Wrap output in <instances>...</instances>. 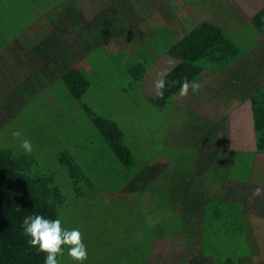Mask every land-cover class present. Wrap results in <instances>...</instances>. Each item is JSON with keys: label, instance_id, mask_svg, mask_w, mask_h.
Instances as JSON below:
<instances>
[{"label": "crops", "instance_id": "0c3cea01", "mask_svg": "<svg viewBox=\"0 0 264 264\" xmlns=\"http://www.w3.org/2000/svg\"><path fill=\"white\" fill-rule=\"evenodd\" d=\"M178 1L0 0V135H5L14 119L22 117L23 111L28 112L33 119L43 117L45 123L49 118L53 123L55 121V125H59L57 129H65L60 126L76 114L72 108L79 106L80 101L72 94L65 80L71 71H79L86 76L91 84L90 88L93 86L91 82L93 75L102 76L111 68L107 62H119L118 75L123 77H133L142 68L149 70L151 66L159 65L161 62L169 68L166 72L168 74L177 62L167 54L166 44L171 46L173 42L181 40L204 22L216 27L213 36L216 32L219 34L224 30V34L228 33L234 40L231 45L245 43L246 22L237 16L238 8L235 9L232 4L237 3V7L242 10L241 0H186L189 8L183 10ZM263 8L264 6L254 8L247 22ZM105 9L110 10L107 13L113 12L114 16L108 18V15L103 14ZM184 11L187 12L185 18ZM157 12L163 13V19L160 18L163 23H167V27L165 32L146 40L142 32L145 31L144 27L149 26L147 20L155 17ZM190 13L193 14L191 20ZM201 15H209L211 18L201 20ZM222 16L229 18L226 26L222 23ZM212 18H215L216 22ZM195 22L197 24L191 29L184 30L186 25H193ZM156 25L157 23L152 26ZM235 28L236 32L231 31ZM238 33L241 42H238L235 35ZM262 36L264 33L256 37L257 41H260ZM143 44L154 47L147 52L149 53L147 57L142 54ZM161 44H165L163 49L160 47ZM253 50V47L242 46L240 49V53L243 54L242 60H249L247 55ZM218 54L212 52L211 60L206 66H198L211 67ZM235 67L223 76L216 72L204 71L200 77L201 81L197 83L201 85L203 76L211 74L216 80L207 87L214 84L217 87L216 91L214 87L212 89L206 87L208 93L199 90L195 96H191L192 102H199L196 107L202 109V112L208 111L209 114V111H213L212 115H203L199 120L201 125L198 126L196 138L198 148L193 155L196 158L195 164L190 165L188 153L178 156L171 150L155 148L150 151L149 169L146 171L147 175H144L145 167L137 169L133 153L126 154V157L118 155L127 173L139 170L132 178V182L137 184V190L129 192L128 185L120 193L103 192L102 195L112 196L108 203H111V200L123 201L129 208L127 219L132 220L133 225L132 227L125 225L122 229L128 233L132 231V239L124 248L133 249L135 252L142 250L145 264H151L150 257L155 255L156 243L172 238L180 239L183 248L189 254L185 259L163 264H194L200 260L203 244L198 239L203 230L200 221H204L206 216L208 220L209 215L213 213L217 218L232 213L241 214L243 219L245 218L247 237L244 249L247 250V255L243 256L240 264H252L250 262L261 250L262 245L258 237L263 231L250 218L256 216L264 221V196L255 206L253 199H249L252 193L250 187L244 189V186L240 185L235 169L236 158L240 155L253 158L255 164L251 172V181L256 173L257 159L264 155L257 154V141L255 151H234L231 148L228 131L230 119L227 115L231 102L227 100H232L233 105L239 103V107L242 105L248 107L250 104L252 111L248 92L241 91L245 93L242 96L238 95V91L231 94L229 93L231 90L225 86L226 81H230L228 80L230 73ZM227 76L228 79L225 80L224 77ZM218 78L223 82H219ZM96 87L103 88L102 85ZM148 93L149 97H156L155 91L151 94L148 90ZM189 93L193 92L190 90ZM86 95L87 93L84 100L88 102ZM172 100L174 104L180 106L186 103L185 98L180 95ZM26 112H23V115ZM209 118H214V122ZM174 119L163 115L153 117L152 141L155 144L173 148L187 143L184 133H172L171 125ZM181 119L190 124L189 117ZM241 121L242 119L236 121V126H241ZM248 122L256 137L254 115ZM209 124L214 126L213 129L209 128ZM75 129L73 130L76 131ZM211 136L214 141L211 140ZM98 195L100 193L96 195V199ZM117 195H131L133 202L130 204L125 199L113 198ZM142 217L150 222L143 233L139 227ZM214 231L219 236V231L217 229ZM258 243L261 246H258ZM198 252L200 254L195 257ZM91 254V258L85 260L86 263L105 264L103 259L95 258L93 252Z\"/></svg>", "mask_w": 264, "mask_h": 264}, {"label": "rangeland", "instance_id": "374dc122", "mask_svg": "<svg viewBox=\"0 0 264 264\" xmlns=\"http://www.w3.org/2000/svg\"><path fill=\"white\" fill-rule=\"evenodd\" d=\"M179 4L183 9L189 8L186 0H179ZM242 10L237 7V3H232L237 9V16H240L244 22L248 21V16L254 8H259L264 6V0H241ZM168 4V3H166ZM178 4V3H177ZM240 11V12H239ZM185 18L186 15V11ZM158 14L149 20H147V27H144L142 33L143 37L146 40L152 39L156 34H161L165 32L167 23H163L161 18L163 13L157 12ZM232 14V13H231ZM162 15V16H161ZM191 20L193 14L190 13ZM214 14H212L213 17ZM161 17V18H160ZM211 17L209 15H201V20H208ZM163 19V18H162ZM222 23L226 26L229 23L228 17H223ZM213 21L216 22L215 18ZM186 20H184V23ZM157 23L156 26H152ZM193 25H186L184 30L191 29L197 24V22L192 23ZM239 27V26H238ZM247 34L245 37V43L239 44L241 48L253 47L247 55V59L251 58L254 61H245L243 63L253 67H259V63H264V36L260 38V41L257 40V36L260 33H257L253 28L248 27L244 29ZM231 31L236 32V28ZM148 33V34H147ZM217 34V32H216ZM214 35L211 40H209L206 45H204L201 50L198 52L196 57L193 59V63L200 66H206L209 60H211L212 52L219 53L224 49V47L231 46V43L234 41L228 33L224 34V30L219 34ZM237 36L238 42H241L239 33L235 34ZM235 36V40H236ZM255 39V40H254ZM256 45V46H255ZM118 64L119 62H107V65L111 66L108 68V72L102 76L96 74L93 75L91 80L92 87L88 89L86 100L92 106V110L97 113L107 116L115 121H117L124 131L123 139L119 141V146L123 148L124 146L128 147V150L134 154V165H138L137 169H143L150 159V151L154 150H171L172 152L179 155H184L185 153L189 154L190 165L195 164L194 160L196 159L193 155L196 152L197 146V136H196V126L197 124L191 123V120L198 121L203 115H207L208 111H203L196 107L199 102H192V97L195 96V93H189L185 98L184 106L180 105H167L165 109H159L154 104L148 100L150 91L151 94L154 93V81L157 78L158 74H166L169 68L166 67L164 63H159V65L151 66L147 70L146 76H148L147 84L148 89L144 88L146 84L144 81L135 80L142 76L144 68L139 72H136L133 77H123L118 75ZM243 65H240V68H246ZM211 68V67H210ZM218 66L212 67V69H217ZM247 69V68H246ZM250 70L247 69V72ZM208 71H211L208 69ZM249 73H251L249 71ZM254 74L262 75L260 77H255L260 84L264 85V64L254 72ZM244 76V75H242ZM203 83L201 84L200 92H206V89H212L214 87L215 91L217 87L213 84L210 87H207L209 83H212L214 76L211 74H206L203 76ZM221 81H220V80ZM225 80L228 79L224 77ZM248 80V79H247ZM201 78L197 81L200 82ZM219 82H223L221 78H218ZM254 82V81H253ZM102 85V89H98L96 86ZM207 87V88H206ZM244 89H238V95L242 96L245 93H241ZM211 94V91L209 92ZM241 98V97H240ZM231 102L229 104V110L227 115L229 117L228 131L230 136L231 148L234 151H255L256 150V137L252 127L248 126V120L253 116L251 111L250 104L248 107L242 105L239 107V103H234L232 100H227ZM225 107V106H224ZM249 108V109H248ZM75 110L76 114L71 116V123H76V131L67 126L68 122L64 123L60 127L65 129H60L57 131L59 125L54 123L47 118V122H43V117L38 116L36 119H33L29 116L28 112L22 117L14 119L13 123L7 128V132L0 135V151L9 149L13 151V154L16 156L20 155H30L36 158V161L40 163V166L44 168L46 173H59L61 177L60 186L64 190L65 194H68V186L70 184V179L64 169L61 168L59 164L60 154L63 153V150H68L72 153L74 158L82 167L83 173L86 178L91 182L92 188L89 189L86 185H81L78 192L81 195L88 194L87 198L79 199L76 197L75 193L69 195L72 202V211L73 214H76L77 219H82V216L90 217L92 221L91 228H84L82 231L83 243L86 245V248L91 249L95 258L103 259L105 264H110L111 253L114 251V248L120 249V242L118 239L111 237L113 221L120 220V218H128L129 212L126 211L127 206L123 201L111 200V203H108L112 196L102 195V193L107 194H117L120 193L125 186L132 183V178L139 170H132L131 173H127V170L123 163L118 157H115L109 147L108 143L101 136L97 128L90 122L91 120L86 116L84 110L81 107L72 108ZM214 110V109H213ZM213 111H209L210 115ZM163 115L167 118L176 119L173 120L171 127L173 128L172 133H184L186 135L185 142L181 147L165 148L162 144H155L152 142V119L154 116ZM212 115V114H211ZM180 117V118H179ZM184 117H189L190 124L183 122ZM241 126L235 124L236 121L241 120ZM71 126V124H70ZM169 125H167L168 127ZM75 127V126H74ZM71 129V131H70ZM182 131H181V130ZM20 130L23 138H27L32 142L33 151L31 154H25L24 150L20 147V142L17 139L12 137V132ZM251 134H249V133ZM164 137V136H163ZM154 138V137H153ZM211 140L215 139L211 136ZM90 141H92L90 146ZM185 159V158H183ZM253 158L249 156L240 155L236 158L237 160V178L242 182H247L250 180L251 167L254 166ZM257 169L256 173L253 175L252 180L247 187L250 186V190L253 193V190L257 187L261 188V194L259 196L253 197L251 193L250 200H258L261 202L262 197L264 196V157H259L257 159ZM62 174H64L62 176ZM129 176V178H128ZM254 185V186H253ZM247 191V190H246ZM100 193V195H96ZM117 199H125L130 204L133 202L132 196L128 195H117L113 197ZM255 205V204H254ZM257 206V205H255ZM84 207V209H83ZM260 208V205L258 206ZM256 208V207H255ZM123 212V213H120ZM259 214V213H255ZM260 215V214H259ZM66 212H62V221L65 223L67 221ZM216 219V214L213 213L210 216V220L214 221ZM250 220L259 225L261 230L264 232V221L260 217L252 216ZM96 230H95V229ZM117 228V227H115ZM78 229V228H77ZM260 232L258 239L261 242V245L258 243V246H261V250L257 253L255 259L250 262L252 264H264V233ZM110 239V243L108 242ZM113 245V246H112ZM114 247V248H113ZM155 255L150 257L151 264H163L164 262L170 263L173 260L185 259L189 253L186 252L183 248L180 239H169L163 242L155 244ZM200 253L198 252L196 256ZM68 256V255H67ZM170 261V262H169ZM60 264H76L70 257L65 260H60ZM211 264V263H208Z\"/></svg>", "mask_w": 264, "mask_h": 264}, {"label": "trees", "instance_id": "16d2710c", "mask_svg": "<svg viewBox=\"0 0 264 264\" xmlns=\"http://www.w3.org/2000/svg\"><path fill=\"white\" fill-rule=\"evenodd\" d=\"M108 11L110 10L105 9L103 14L108 15V18H112L114 13H107ZM248 27L253 28L257 33H264V8L256 13L250 22L245 23V28ZM215 30L216 27L213 24L204 22L187 33L181 40L173 42L171 46L166 44V48L168 47L166 49L167 54L177 62V65L165 76L168 84L164 90V97L162 99L157 96L154 98L149 97L148 100L157 108L164 109L168 104L173 105L174 102L172 99L179 95V85L173 86V81L187 77L189 81L195 80L197 82L204 71L208 69L211 72H216L219 76H223L236 66L230 73V79H228L230 81H226L225 86L231 90L229 92L231 94L238 89H244V92L249 93L252 114L254 115L257 154L264 155V85L260 84L257 79H254V76H262L254 74V72L260 70L264 63H259V67H253V70L251 69V65L246 67L247 64L243 63L245 61L242 60L243 54L240 53L241 48L238 45H231L226 48L224 47L219 52L218 57L212 61L211 68H203L194 64L193 59L213 36ZM252 46H249V48H252ZM160 47L163 49L165 44H161ZM150 48L154 47H151L149 44L142 45L141 50L145 57L149 54L147 52ZM249 61H254V59L249 58ZM240 65H243L247 69L250 68L249 71L251 73L249 71L247 72L246 68L238 69ZM214 66H218V68L212 69ZM146 73L147 70L144 68L142 76L140 74L139 78H134V81L138 79L144 81L146 83L144 88L148 86V76H146ZM65 80L70 86L72 94L80 100L79 106L77 105V107H81L84 110L86 116L91 120L90 122L108 143L111 153L119 159L120 157L118 155L126 157V154L131 153L127 146L123 148L119 146V141L124 136V131L120 124L107 116L93 111L90 103L85 102V94L91 86L86 76L74 70L66 75ZM209 120L214 122V118H209ZM66 122H68L67 126L71 124V128L76 127V125H72L71 120ZM193 123L197 124L195 131L197 136L198 126L201 123L199 120H193ZM213 127L212 124H209V128L213 129ZM152 142L155 143L154 141ZM91 143L92 141L89 143L90 146ZM255 157L256 155H254ZM59 164L70 179L71 185L68 186V194H65L60 186L61 177L58 175L59 173H46L44 171L45 169L40 166V163L36 161L35 157L30 155L16 156L9 149L0 151V264H44L45 254L38 252L37 248L31 247L28 243L30 238L24 235L21 224L26 216L36 214L42 215L46 219H60L62 227L68 230L78 228L79 231H82L84 228L92 227L90 217L85 216L84 218L82 216V219L78 220L76 214H73L71 206L74 201L69 198V195L75 193L79 199L78 201H82L81 199L84 198L86 199L88 194L84 197L78 190L81 185H86L91 189V182L86 178L82 167H80V164L70 151L63 150V153L59 157ZM148 164L144 168V175H147L146 171L149 169ZM235 171L237 175V169ZM246 181H240V185H243L244 189L250 183L249 178ZM128 185L129 192L137 190V184L132 182ZM257 203L258 200H254V204L257 205ZM128 210L129 208L126 209V211ZM62 212H66L67 214V221L65 223L62 221ZM210 216L208 220L206 216L204 217V221H200L203 224V230L199 234L198 239L203 243L202 252L200 255L201 259L194 264H240L243 256L247 255V250L244 249V242L247 237L245 218L243 219L241 214L234 215L232 213L226 217H216L214 221H211ZM113 222L112 230H110L111 237L118 239L122 248L113 247L114 251L110 252L112 254L110 263L145 264V257L142 250L141 252H135L133 249L126 250L124 248V245H127L132 239V231L128 233L122 228L125 225L132 227L133 221H128L127 218H120V220L117 219ZM140 223L141 225L139 227L143 233L150 225V222L148 219L142 217ZM126 229H128V226ZM216 229L219 231V236L214 233ZM108 242L111 244L110 239H108ZM87 253L88 258H91V249L87 248ZM68 257L67 247L65 246L64 255L58 257V260H65ZM83 264L89 263L84 261Z\"/></svg>", "mask_w": 264, "mask_h": 264}, {"label": "clouds", "instance_id": "9594fccd", "mask_svg": "<svg viewBox=\"0 0 264 264\" xmlns=\"http://www.w3.org/2000/svg\"><path fill=\"white\" fill-rule=\"evenodd\" d=\"M168 81L165 74H158L154 81L155 94L159 98L164 97V90ZM172 85H179V95L186 97L191 90L196 93L201 85L195 80L189 81L187 77L172 82ZM12 137L19 140L20 147L25 154L33 151L32 142L22 137L20 130L12 132ZM262 189L257 187L253 190L252 196L261 194ZM24 235L29 237L28 243L31 247L37 248L38 252L45 254L44 264H60L58 257L64 255V247H67V255L76 262L83 264L88 258L86 245L83 243L82 233L78 229L68 230L62 227L60 219H46L42 215L32 214L26 216L21 224Z\"/></svg>", "mask_w": 264, "mask_h": 264}]
</instances>
